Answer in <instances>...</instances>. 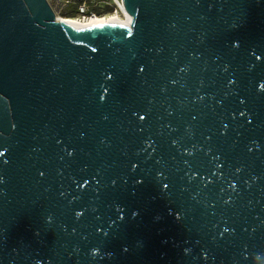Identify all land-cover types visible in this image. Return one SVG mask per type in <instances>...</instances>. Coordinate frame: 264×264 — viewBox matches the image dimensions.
<instances>
[{"label": "water", "instance_id": "1", "mask_svg": "<svg viewBox=\"0 0 264 264\" xmlns=\"http://www.w3.org/2000/svg\"><path fill=\"white\" fill-rule=\"evenodd\" d=\"M122 5L0 0V264H264V0Z\"/></svg>", "mask_w": 264, "mask_h": 264}, {"label": "bare ground", "instance_id": "2", "mask_svg": "<svg viewBox=\"0 0 264 264\" xmlns=\"http://www.w3.org/2000/svg\"><path fill=\"white\" fill-rule=\"evenodd\" d=\"M116 1L119 2V12L115 11L114 13L104 16H85L86 18H65L56 16V20L77 32L102 26H122L129 29V23L132 22L133 18L126 12L122 3L119 0Z\"/></svg>", "mask_w": 264, "mask_h": 264}, {"label": "rangeland", "instance_id": "3", "mask_svg": "<svg viewBox=\"0 0 264 264\" xmlns=\"http://www.w3.org/2000/svg\"><path fill=\"white\" fill-rule=\"evenodd\" d=\"M54 11L55 16L67 17L76 14V10L85 8L97 16H104L115 11L119 12V2L112 0H46ZM115 1V0H114ZM111 10V11H109ZM101 13L102 15H98ZM89 16V15H87ZM78 18V17H76ZM86 18V17H85Z\"/></svg>", "mask_w": 264, "mask_h": 264}, {"label": "built area", "instance_id": "4", "mask_svg": "<svg viewBox=\"0 0 264 264\" xmlns=\"http://www.w3.org/2000/svg\"><path fill=\"white\" fill-rule=\"evenodd\" d=\"M113 2H116V0L114 1V0H112ZM121 3H122V0H119ZM79 13H80V17H82V18H84L85 16H87V15H89V16H94L95 14H93V13H91V12H87V10L85 9V8H83V9H80V11H79Z\"/></svg>", "mask_w": 264, "mask_h": 264}, {"label": "trees", "instance_id": "5", "mask_svg": "<svg viewBox=\"0 0 264 264\" xmlns=\"http://www.w3.org/2000/svg\"><path fill=\"white\" fill-rule=\"evenodd\" d=\"M109 11H111V10H109ZM98 15H102V14H101V13H98ZM76 17H80V13H79V11H77V10H76V14H75V15H72V17L67 16V17H65V18H76Z\"/></svg>", "mask_w": 264, "mask_h": 264}]
</instances>
